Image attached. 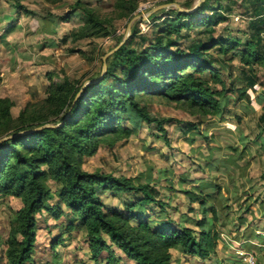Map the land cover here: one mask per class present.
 Returning <instances> with one entry per match:
<instances>
[{"label":"trees","instance_id":"1","mask_svg":"<svg viewBox=\"0 0 264 264\" xmlns=\"http://www.w3.org/2000/svg\"><path fill=\"white\" fill-rule=\"evenodd\" d=\"M10 1L20 13L36 15L18 0ZM137 2L121 0L120 5L131 14ZM232 6L244 8L251 28L257 27L243 43L235 38L213 37L214 29L227 22ZM75 12L79 13L82 25L69 35L71 42L111 35L109 21L95 17L81 0L70 6L61 21L68 22ZM157 20H153L150 38L135 31L107 56L102 62L106 67L102 77L101 72L87 79L69 80L64 76L50 85L40 109H24L14 119V103L0 98V196L21 202L11 220L6 264H33L36 216L45 211L53 220H59L63 216L61 206L73 216L67 228L69 233L76 222L84 231L91 256L97 259L106 253V264L119 263L111 246L132 264H171V250L200 259L215 253L219 234L205 217L209 211L213 219L216 217L213 206L207 203L212 197L210 192H184L191 205L199 204L201 208L202 218L193 220L192 226L184 225L186 219L181 225L167 223L153 228L147 211L158 209L164 213L168 205L160 199L161 193L154 184H135L131 178L88 173L80 167L82 160L95 155L107 138H128L132 134V128L124 126V122L135 126L139 122L154 124L164 132L163 121L151 117L139 97L181 103L203 117L221 115L225 109L222 100L228 95L237 94L239 101L249 99L246 91L255 86V76L249 74L251 66L264 64L260 38L264 29V0H229L217 8H211L209 0H205L191 13L174 11L162 17L160 25ZM193 28H202L200 33L208 36V42L195 39L183 49L181 33ZM120 43L117 41L115 47ZM213 50L222 55L232 51L249 69L241 71L247 89L225 87L215 67ZM91 80L95 81L81 89ZM217 84L220 89L215 87ZM45 125L52 127L20 134ZM183 128L186 133L194 130L195 124L186 123ZM261 180L264 187V173ZM108 191L138 195L124 204L126 216L114 209H104L101 194ZM54 198L56 202L51 205ZM132 222L135 226H129Z\"/></svg>","mask_w":264,"mask_h":264},{"label":"rangeland","instance_id":"2","mask_svg":"<svg viewBox=\"0 0 264 264\" xmlns=\"http://www.w3.org/2000/svg\"><path fill=\"white\" fill-rule=\"evenodd\" d=\"M36 15L15 10L7 14V28L0 31V98L14 103V119L24 109H40L46 98V89L64 76L69 80L97 76L102 70L103 53H108L122 41L138 31L152 36L153 20L162 24V17L176 10L164 5L176 4L181 9L194 8L199 0H138L136 10L129 14L120 5L121 0H81L99 19L109 21L111 35L71 42V32L81 27L79 13H73L68 22L61 18L76 0H18ZM211 8L225 6L229 0H209ZM12 4V3H11ZM9 3V5H11ZM231 4V3H230ZM244 8L232 6L227 22L214 29L213 37L235 38L245 42L256 32L249 25ZM202 28L182 31L183 49L195 40L208 42ZM136 35V40H138ZM264 29L260 32L261 47ZM66 39V41H63ZM74 50V53L71 51ZM216 68L226 88L247 89L241 71L247 72L232 51L222 55L215 50ZM249 73L255 76V86L247 89L248 100H237V94L222 100L223 113L203 117L181 103L163 98L142 96L138 101L151 117L162 120L163 133L154 124L139 122L128 138H107L95 155L84 158L81 169L88 173L101 172L116 177L133 179L135 184L150 182L167 202L164 213L150 212L153 228L164 224L192 226L193 220L202 218L199 204H190L185 191L210 192L207 201L215 210L209 211L211 221L219 235L227 236L234 248H241L254 256L255 264H264V64H253ZM249 76V75H247ZM221 85H215L220 89ZM226 103V105H224ZM186 123L195 129L184 133ZM51 190H55L50 183ZM138 195L104 192L101 200L106 211L116 210L126 216L124 204ZM56 199L51 200L54 205ZM21 208L19 199L0 196V264H6L5 253L14 213ZM63 216L53 220L47 212L36 216L37 243L33 264H106V253L94 259L88 249L84 231L75 222L72 231L67 228L73 221L70 212L61 206ZM135 226V223H129ZM194 230L197 231L196 228ZM54 245H56L54 247ZM245 246V247H244ZM118 264H132L114 246ZM171 264H225L235 258V251L218 240L215 253L200 259L171 250ZM235 264H241L240 261Z\"/></svg>","mask_w":264,"mask_h":264},{"label":"water","instance_id":"3","mask_svg":"<svg viewBox=\"0 0 264 264\" xmlns=\"http://www.w3.org/2000/svg\"><path fill=\"white\" fill-rule=\"evenodd\" d=\"M204 1L205 0H199L198 3L196 4V6L193 9H191V10L181 9L176 4H168V5H164L162 7L171 6V7H174L176 10H178L179 12L191 13L195 9H197L199 7V5L202 4ZM126 40H127V37H125L117 47H115L113 50H111L108 53H106L105 56L103 57V62L105 61V59L107 58V56L111 55L114 51H116ZM105 70H106V67H105V64L103 63L102 70H101V73H100V77H102V75L105 73ZM94 81L95 80L87 81L86 83L83 84V86H82L81 89H83L86 85H88L90 83H93ZM49 127H52V126L51 125H45V126H42V127L36 128V129H33V130L23 131L20 134H26V133H30V132H33V131H36V130H39V129H42V128H49Z\"/></svg>","mask_w":264,"mask_h":264},{"label":"built area","instance_id":"4","mask_svg":"<svg viewBox=\"0 0 264 264\" xmlns=\"http://www.w3.org/2000/svg\"><path fill=\"white\" fill-rule=\"evenodd\" d=\"M262 44L264 45V37L262 38ZM219 240L226 246L228 245L229 248L234 249L235 255L239 257V260L242 264H255L254 256L248 252H244L241 248H234L231 245V240L224 235H219Z\"/></svg>","mask_w":264,"mask_h":264},{"label":"crops","instance_id":"5","mask_svg":"<svg viewBox=\"0 0 264 264\" xmlns=\"http://www.w3.org/2000/svg\"><path fill=\"white\" fill-rule=\"evenodd\" d=\"M9 3L11 4L12 2L10 0H0V9L3 10L5 13L7 12V14L11 13L12 11H15L13 4L9 5ZM7 24L8 23L5 20L4 16L2 14H0V31L5 30L7 28L6 27ZM126 261H128V260H126ZM238 261L239 260H237L235 258H231L230 260H226L225 264H235Z\"/></svg>","mask_w":264,"mask_h":264}]
</instances>
